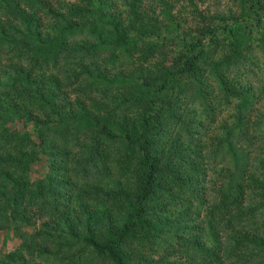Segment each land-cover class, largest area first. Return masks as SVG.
<instances>
[{"label": "trees", "instance_id": "16d2710c", "mask_svg": "<svg viewBox=\"0 0 264 264\" xmlns=\"http://www.w3.org/2000/svg\"><path fill=\"white\" fill-rule=\"evenodd\" d=\"M219 1L0 0V264H264V0Z\"/></svg>", "mask_w": 264, "mask_h": 264}, {"label": "rangeland", "instance_id": "374dc122", "mask_svg": "<svg viewBox=\"0 0 264 264\" xmlns=\"http://www.w3.org/2000/svg\"><path fill=\"white\" fill-rule=\"evenodd\" d=\"M207 0H205L206 2ZM232 0H220V4H219V7H223L224 5H229L231 3ZM263 21H264V13H263ZM258 108H261L264 110V103L260 102L259 104L256 105ZM228 114H229V111H224L222 112V117L223 118H226L228 119ZM22 230L23 231H26V232H29L31 231V228L30 227H27V226H23L22 227ZM4 237V231H0V244H2V238ZM6 240L7 242L2 245V249L3 251H8L12 248H14V246L17 245V243L19 242V239L16 238L14 235H13V232H8L7 235H6Z\"/></svg>", "mask_w": 264, "mask_h": 264}]
</instances>
